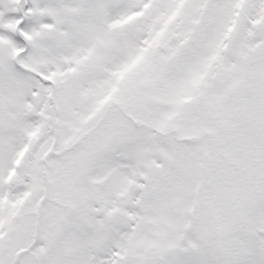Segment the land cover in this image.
<instances>
[{"label":"snow or ice","instance_id":"1","mask_svg":"<svg viewBox=\"0 0 264 264\" xmlns=\"http://www.w3.org/2000/svg\"><path fill=\"white\" fill-rule=\"evenodd\" d=\"M0 264H264V0H0Z\"/></svg>","mask_w":264,"mask_h":264}]
</instances>
